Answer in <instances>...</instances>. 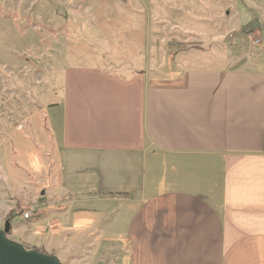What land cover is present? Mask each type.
<instances>
[{"label":"crops","instance_id":"obj_1","mask_svg":"<svg viewBox=\"0 0 264 264\" xmlns=\"http://www.w3.org/2000/svg\"><path fill=\"white\" fill-rule=\"evenodd\" d=\"M195 2L198 11L184 8L210 22L181 33L214 34L211 50L244 19L248 35H264V0ZM208 61L177 60L161 76L122 77L79 59L63 68L49 120L65 250L74 235L79 249L82 232L106 231L123 237L128 264H264V69Z\"/></svg>","mask_w":264,"mask_h":264},{"label":"rangeland","instance_id":"obj_2","mask_svg":"<svg viewBox=\"0 0 264 264\" xmlns=\"http://www.w3.org/2000/svg\"><path fill=\"white\" fill-rule=\"evenodd\" d=\"M195 1L200 0H0V229L10 223L9 239L53 251L66 264H128L121 235L103 231L94 239L93 231H84L79 249L74 235L65 250L64 235L54 233L65 209L49 116L60 102L62 70L72 59L122 77L146 68L165 75L180 69L177 60L187 67V61L218 58L224 69H264V35H248L253 21H241L239 34L218 36L212 50L205 45L215 41L214 34L209 41L183 35L210 22L184 8L188 2L196 8ZM31 205L35 216L25 219ZM41 221L44 228L31 229Z\"/></svg>","mask_w":264,"mask_h":264},{"label":"water","instance_id":"obj_3","mask_svg":"<svg viewBox=\"0 0 264 264\" xmlns=\"http://www.w3.org/2000/svg\"><path fill=\"white\" fill-rule=\"evenodd\" d=\"M10 223L6 221L0 229V264H66L54 254L34 248H26L21 243L9 239Z\"/></svg>","mask_w":264,"mask_h":264},{"label":"built area","instance_id":"obj_4","mask_svg":"<svg viewBox=\"0 0 264 264\" xmlns=\"http://www.w3.org/2000/svg\"><path fill=\"white\" fill-rule=\"evenodd\" d=\"M35 206H28V207H25V211L23 213V217L25 219H28V218H31L32 216H35Z\"/></svg>","mask_w":264,"mask_h":264},{"label":"trees","instance_id":"obj_5","mask_svg":"<svg viewBox=\"0 0 264 264\" xmlns=\"http://www.w3.org/2000/svg\"><path fill=\"white\" fill-rule=\"evenodd\" d=\"M27 248V247H26Z\"/></svg>","mask_w":264,"mask_h":264}]
</instances>
